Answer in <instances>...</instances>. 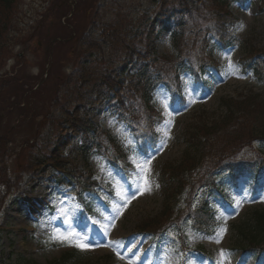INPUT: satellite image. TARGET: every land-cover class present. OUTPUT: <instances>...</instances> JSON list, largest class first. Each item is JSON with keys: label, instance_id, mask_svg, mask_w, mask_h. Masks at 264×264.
I'll use <instances>...</instances> for the list:
<instances>
[{"label": "rangeland", "instance_id": "obj_1", "mask_svg": "<svg viewBox=\"0 0 264 264\" xmlns=\"http://www.w3.org/2000/svg\"><path fill=\"white\" fill-rule=\"evenodd\" d=\"M216 1L219 2L211 0V4L218 6ZM19 3L18 14L21 16L25 13L22 15L24 19L21 27L27 31L21 43L7 45L0 51V77L17 78L0 94V137H4L7 127L14 131L9 137L8 152L1 153L0 171L5 177H9V182L16 184V188L13 186L15 189L6 196L5 203L0 207V254L5 259L12 260L22 256L37 264H49L70 250L81 254L78 264H219V252L223 249L231 254L229 264H264V254L245 250L250 245L247 244L250 229L241 227L252 211L264 209V170H261L264 167H260L259 176L252 171L247 172L250 167L259 166V161L264 162V84L257 80L252 71L243 70L240 61L245 54L256 50L264 51V0H235L228 5V9L239 19V23L231 29L238 37V43L234 47L221 51L216 47L215 41L209 39V35L208 44L203 45V51L198 49L200 42H197L198 48L194 49V53L204 57V63L214 65L204 73L206 85L188 74L178 75L174 70L175 63L187 54L186 47L189 46L191 50L190 47L195 43L191 35L188 36L189 45L183 39L173 42V18L171 14L157 10L152 0H20ZM95 4L101 6L93 8ZM119 5L136 17L150 15L147 28L154 27L157 39L154 44L147 39L143 42L148 41V49L156 48L158 69L168 73L161 71L158 74H162L153 75L159 77L153 78L150 84L154 85L153 88L146 91L150 101L145 100L144 90L138 89L133 94L132 105L127 104L122 112L120 108L117 109L120 104L116 100L113 102L115 106L99 102L93 105L90 119L99 124L106 134L113 136L126 151L128 157L123 162L128 167L130 178H126L122 170L110 166L106 157L98 150L91 159L90 168L80 162L84 174L90 173L89 181L98 183L96 192L87 193L85 200L93 211L100 213L97 217L103 219L100 220L103 222L101 229L94 236L89 237V232L84 235L90 247L81 250L51 237L57 230L78 233L87 222H95L81 216L82 206L73 193L49 181L47 166H43L38 174L24 173L29 158L21 144L35 135L45 134L49 129V121L44 119L45 114L51 110L49 102L57 91L56 86L63 84L66 80L64 76L70 73L73 65L74 55L69 51L75 45L48 44V31L52 35L63 30L62 26L72 17L66 20L62 18V14H74L78 7L80 10L74 19L76 28L81 25L86 27L97 9L100 14H106L107 19L117 16ZM206 23L208 22L204 23L205 26ZM142 24L136 25V28L140 29ZM65 26L68 30H74L73 39L79 40L80 31L69 25ZM33 32L36 33L35 36L29 38ZM202 35L205 36L204 31ZM229 55L237 66L236 75L228 69L225 57ZM115 67L125 71L122 60ZM126 70L127 74L132 73L130 67ZM164 82L177 85L180 93L173 94ZM32 86V91L37 93L29 99L27 95L30 91L23 93L22 89ZM19 95L25 102L20 105L21 108H26L28 114L25 116L20 113V109L12 108ZM161 101L167 103V110ZM227 101L235 111L232 118L227 115L224 104ZM249 104L250 109H255L253 105L257 109L250 112L247 118L236 117L238 111H241L238 108H245ZM151 106L160 112L156 131L164 126L166 120L170 119L172 123L167 137L157 131L159 140L156 147L147 153L137 154L131 147L134 140L128 127L131 125V113L143 115L144 110ZM238 124L239 127H236ZM187 132H193L194 135L209 133L202 162L194 168L205 162L213 161L218 164L228 159L239 167L245 166L246 171L236 180L226 174V171H218L219 189L217 185L210 189L200 188L192 206L182 197L176 198L172 205H167L158 180L159 174L168 164L175 174L187 167L184 158ZM64 135L71 137L74 146L80 145V138L72 129L64 130ZM123 136L131 139L132 143L128 144ZM67 152L68 148L64 155ZM191 153L195 155L194 152ZM148 160L150 171L145 175L151 190L141 192L144 181L136 164ZM101 163L106 169L103 172L100 169ZM192 164V161L189 162L190 166ZM108 171L111 175H108ZM3 183H0V187L4 186ZM117 189L127 193L129 197L134 195L135 198L124 206L125 202L117 195ZM185 189L190 190L189 187ZM202 199L208 201L218 221L207 233L197 232L189 220L194 207H198L203 202ZM114 204L122 206V214L119 216L114 211ZM61 208L66 215L58 211ZM111 213L113 218L104 222V216L111 217ZM113 224L114 227L111 226ZM148 224L152 225L147 226ZM164 224L169 226L168 230L156 242L152 240L153 234L141 231L155 228L163 230ZM102 226H108L106 235L105 227ZM222 227L226 231L217 243L219 229ZM114 241L118 243H112ZM117 252L120 253L119 256ZM125 252L128 253L122 262L120 259Z\"/></svg>", "mask_w": 264, "mask_h": 264}, {"label": "trees", "instance_id": "obj_2", "mask_svg": "<svg viewBox=\"0 0 264 264\" xmlns=\"http://www.w3.org/2000/svg\"><path fill=\"white\" fill-rule=\"evenodd\" d=\"M19 1L0 0V51L7 45L11 46V44L21 43L27 31V29L21 27L24 19L22 15L25 13L23 12L21 16L18 14ZM230 1L219 0V2L216 1L218 6H213L211 0H152L157 10L170 13L174 18L173 42L177 43L180 39H183L189 45L188 36L190 35L194 40L195 47L192 46L190 47L191 50H189V46H187V54L182 56L180 60L178 59L179 61H175L174 70L177 73L180 70V72L186 70L198 72V75L204 72L207 66V64H204L205 58L194 53V49L198 48L196 44L200 42V48L198 49L203 51V45L208 44V35L215 39L216 45L220 49L237 45L238 37L231 29L239 23V19L228 9ZM238 1L244 2L245 0ZM100 6L95 4L93 8H99ZM117 9V16L110 19H107L106 14H100L99 9L94 10L89 24L86 27L81 25L76 28L74 19L80 10L78 7L71 19L67 20L66 18L65 25L80 31H78L80 33L79 40L73 39L74 30H71V28L68 30L65 25L62 26L63 30L60 29L52 35L48 31V38L46 39L48 44L65 46L72 43V45H75L69 51V53L74 55L73 65L70 73L64 76L66 80L63 84L56 86L57 91L51 98V102H49L51 110L44 117L45 120L48 119L49 121V129L45 134L35 135L24 141V144H21V146L25 147L24 149L27 151L29 158V163L25 167L24 173L38 174L43 166H47L46 173L49 176V181L57 183L64 188H72L78 194L92 188L93 185V182L89 181L90 173L84 174V170L80 167V162L85 164V167L90 168L91 157L96 150L116 163L121 162L125 156L123 148L114 137L106 134L102 131L99 124L90 119L93 105L99 102L115 106L113 102L116 100L120 104L117 109L120 108L119 110L122 112V109L127 104L130 103L132 105L133 94L138 89L146 92L154 78L153 75L164 71L158 69L159 62L156 48L148 49V41L154 44L157 39L154 27L153 29L147 28L150 15L144 14L136 17L128 10H124L125 8L122 5H119ZM88 12L89 7L86 15ZM67 15L66 13L62 14V18ZM205 22H208L206 26L204 25ZM139 24L143 26L137 29L136 25ZM202 31L205 32V36L202 35ZM35 34L33 32L29 38H32ZM145 39L148 40L147 43L143 42ZM210 55L212 56L211 53ZM45 57L47 59L48 55ZM121 60L124 63V72L122 68L118 70L115 67ZM240 61L245 71H253L258 81L264 84V71H262V68H264V51L256 50L250 54H245ZM129 67L132 73L127 74L126 69ZM164 72L168 73V71ZM14 79L17 78L0 77V94L13 84ZM32 89H34V86L28 89L23 88L22 92L27 93L30 91L27 96L28 98L33 97L37 91H32ZM92 94L94 96H91ZM145 98L147 99V96ZM23 103L25 102L19 95L16 98L15 107L12 108L20 109V113L25 116L28 114L26 108L20 107ZM224 104L227 108V115L232 118V114L235 113L233 106H231L229 101ZM253 106L255 109H250V104L245 107L246 109L238 108L241 111L237 110L238 115L236 117H249V113L257 109L256 105ZM121 112L119 113L122 116L123 113ZM144 112L143 115H134L130 112L132 116L130 121L131 131L139 143H142L145 138L150 136L158 137L155 133V128L158 124L157 120L160 118V112L158 113L152 106L148 107ZM239 124L236 127H239ZM71 129L76 136L81 138L79 146H74L71 143V137L64 135V130ZM13 133L14 131L7 127L4 130V137H0V156L1 153L6 154L8 152L9 137ZM192 133H185L187 147L184 151V158L187 167H184L182 171H177V174H175L172 173L174 169L169 168L168 164L159 175L163 193L167 202H169H166L167 205H170V201L177 196L183 195L186 191L190 195L200 184L208 181L210 182H208L209 185L213 184V172L217 169L225 167L226 171L233 174L246 171L245 166L238 167L237 164L233 165L228 159L218 164L213 161L205 162L200 167L194 168L196 164V166H199L202 162L205 150L204 145L209 133L202 135H194ZM105 143L108 145H105ZM67 148V155H64ZM191 152H194L195 155H192ZM191 161L193 162L192 166L189 165ZM263 164V161H259L258 170ZM250 169L251 171L254 170L252 167ZM1 172L0 183L4 182V186L0 187V207L5 203L6 196L16 188L14 186L16 184L9 182V177H5ZM196 174L197 177H194ZM234 177L236 176L234 175ZM188 181L189 184L187 185ZM186 186L190 190L185 189L187 188ZM191 218L197 230L202 232L209 231L216 223L206 204H202L197 208L192 213ZM149 225L152 224L147 226ZM241 227L250 229L247 237V243L250 244L248 248L250 250H260V252L264 251V209L252 211ZM81 257L80 253L73 250L49 264H78L77 260ZM0 264L37 263L22 256L16 260L5 259L0 254Z\"/></svg>", "mask_w": 264, "mask_h": 264}, {"label": "snow or ice", "instance_id": "obj_3", "mask_svg": "<svg viewBox=\"0 0 264 264\" xmlns=\"http://www.w3.org/2000/svg\"><path fill=\"white\" fill-rule=\"evenodd\" d=\"M225 59L228 61V69L231 71V73L233 75H236L237 72H236V65L233 63L232 59H231V56H226ZM162 103V106L164 107L165 110H167L168 108V105L166 102L164 101H161ZM167 115H171L170 113H166ZM172 121L169 119V120H166L164 122V126L161 128V129H157V131H161L163 133V135L165 137L168 136V130H169V127L171 125ZM123 135V133H122ZM123 138L127 141L128 144H131L132 141L131 139H129L127 136H123ZM148 164H150V160L148 161H142L140 163H137L136 164V167L139 169V174L141 176V179L144 181V186L143 188H141V192H145V191H150V185H149V182L148 180L146 179V173L148 171H150V169L148 168ZM100 169L101 171H105V166L103 163L100 164ZM108 175H111V172L108 171ZM117 195L120 196L121 200H123L125 203H124V206L127 205V203H130L131 202V199H134L135 196H131L129 197L127 195V193H124V192H121L119 189H117ZM74 199V198H73ZM63 203V201L61 202ZM237 205L239 206V201L237 202ZM76 207H79V205H76ZM113 208H114V211L117 213V216H119L120 214H122V206L120 204H114L113 205ZM58 211H60L61 213L65 214V210L64 209H58ZM112 227H114L115 225H111ZM102 227H105V235L107 234V227L108 226H102ZM226 231V228H220L219 229V234H218V237L216 239V242L219 243L220 242V239L223 237V234L224 232ZM53 240H58L60 243L62 244H67L68 246H73V247H76V248H79L81 250H87L90 245L86 242L85 240V237L78 234V233H75V232H60V231H55L53 233V236L51 237ZM112 243H118V242H112ZM115 250V249H114ZM117 255L119 256L120 253L117 252ZM230 253L226 252L225 250L221 249L220 252H219V256L221 257V260L219 262V264H229V257H230ZM124 257L121 256V259H123ZM131 264V262H130Z\"/></svg>", "mask_w": 264, "mask_h": 264}]
</instances>
